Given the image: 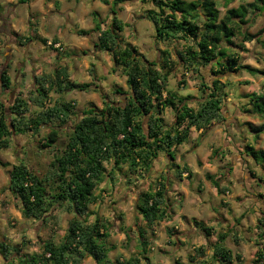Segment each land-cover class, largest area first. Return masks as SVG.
<instances>
[{"label":"clouds","instance_id":"9594fccd","mask_svg":"<svg viewBox=\"0 0 264 264\" xmlns=\"http://www.w3.org/2000/svg\"><path fill=\"white\" fill-rule=\"evenodd\" d=\"M0 76V264H264V0H0Z\"/></svg>","mask_w":264,"mask_h":264},{"label":"trees","instance_id":"16d2710c","mask_svg":"<svg viewBox=\"0 0 264 264\" xmlns=\"http://www.w3.org/2000/svg\"><path fill=\"white\" fill-rule=\"evenodd\" d=\"M205 7H207V3H205V5H204ZM175 7H179V5H176ZM195 7V5H190L189 6V9H191V8H194ZM217 12H218V10H217ZM187 23H193V22H191V21H187ZM193 26H194V23H193ZM218 30V29H217ZM219 31V30H218ZM206 46V45H205ZM0 79H3V81H4V84L5 85H7L8 84V80H7V78H6V76H0ZM136 135V133H135V131L133 132V136H135ZM259 136H261V135H264V132H261V133H259L258 134ZM84 139H90V137H84ZM249 147H252V146H250L249 145ZM259 161V157L257 158V162ZM82 198H83V192H82Z\"/></svg>","mask_w":264,"mask_h":264},{"label":"rangeland","instance_id":"374dc122","mask_svg":"<svg viewBox=\"0 0 264 264\" xmlns=\"http://www.w3.org/2000/svg\"><path fill=\"white\" fill-rule=\"evenodd\" d=\"M250 123H251V121H249ZM260 137H264V135H261ZM250 146H252V145H250Z\"/></svg>","mask_w":264,"mask_h":264}]
</instances>
